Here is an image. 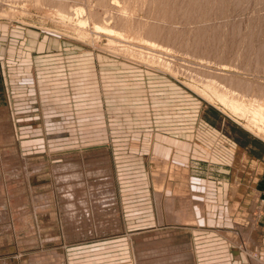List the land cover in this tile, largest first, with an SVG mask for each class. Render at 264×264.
<instances>
[{
  "label": "rangeland",
  "instance_id": "rangeland-1",
  "mask_svg": "<svg viewBox=\"0 0 264 264\" xmlns=\"http://www.w3.org/2000/svg\"><path fill=\"white\" fill-rule=\"evenodd\" d=\"M129 1L0 0V264H264L263 131L202 82L241 79L254 84L242 92L264 97L256 89L264 90V21L255 20L252 33L253 19H264V0L235 9L236 0L227 1L225 14L208 0ZM81 7L83 15L75 11ZM191 10L205 17L185 19ZM84 13L131 33H99L88 21L80 34L76 21ZM152 26L159 32L147 37ZM118 41L151 50L196 79L122 52ZM194 46L209 53L195 54ZM185 170L186 190L189 176L200 186L196 223L188 220L192 206L179 218L177 200L173 211L164 208L165 218L156 217ZM99 178L111 181L114 199L96 200ZM102 203V212L88 208Z\"/></svg>",
  "mask_w": 264,
  "mask_h": 264
},
{
  "label": "bare ground",
  "instance_id": "bare-ground-1",
  "mask_svg": "<svg viewBox=\"0 0 264 264\" xmlns=\"http://www.w3.org/2000/svg\"><path fill=\"white\" fill-rule=\"evenodd\" d=\"M34 2L35 1H37V0H33ZM116 1V0H115ZM126 1V0H125ZM141 1V0H140ZM150 1V0H149ZM153 1V0H152ZM170 1V0H169ZM186 1V0H185ZM204 1V0H203ZM202 1V2H203ZM227 1H230V0H208V2H210V4L208 5V7L214 12V11H217V10H221V13H227L226 12V8L228 9L230 6H228V5H226L227 4ZM242 1L243 0H236V1H234L233 3L234 4H232V7L234 6V7H241L242 5ZM246 1V0H245ZM245 1H243L244 3H245ZM263 1V0H262ZM114 1H112V3H113ZM129 2H131V0L129 1ZM142 2V1H141ZM140 2V3H141ZM145 2V1H144ZM163 2V1H162ZM171 2V1H170ZM187 2H189V3H193V4H195V3H197L198 2V0H187ZM201 2V0H199V3ZM205 2L207 3V0H205ZM236 2V3H235ZM107 3V2H106ZM183 3V2H182ZM188 3V4H189ZM192 3H191V5H192ZM248 3H250V2H248ZM257 3V2H256ZM255 3V4H256ZM260 3V2H259ZM115 4H116V2H115ZM133 4V3H132ZM137 4V3H136ZM178 5H179V3H177ZM135 5V4H134ZM138 5V4H137ZM140 5V4H139ZM143 5V4H142ZM160 5V4H159ZM158 5V6H159ZM176 5V4H175ZM183 5V4H182ZM184 5H185V3H184ZM196 5V4H195ZM201 5V4H200ZM204 5V4H203ZM206 5V6H207ZM252 5V4H251ZM76 6H78V5H76ZM141 6V5H140ZM139 6V7H140ZM170 6V5H169ZM194 6V5H193ZM79 7V6H78ZM138 7V8H139ZM142 7V6H141ZM146 7V6H145ZM148 7V6H147ZM153 7V6H152ZM191 8H192V6H190ZM190 7H189V9H190ZM195 8L197 7V6H194ZM233 7V8H234ZM73 8V7H72ZM117 8V7H116ZM151 8V7H150ZM179 8H180V6H179ZM186 8V7H185ZM208 8V9H209ZM122 9V8H121ZM124 9V8H123ZM122 9V10H123ZM171 9V8H170ZM192 9H194V8H192ZM207 9V10H208ZM235 9V8H234ZM126 10V9H125ZM124 10V11H125ZM143 10V9H142ZM150 10V9H149ZM203 10V9H202ZM59 11L60 10H58V13H59ZM72 11V10H71ZM70 11V12H71ZM74 11V10H73ZM75 11H77L78 13H79V15L81 14V15H83V12H84V9H83V7H81V8H77ZM116 11V10H115ZM132 11V10H131ZM189 11V10H188ZM192 11V10H191ZM189 12V13H187V14H185V12H184V14L183 15H185L184 17H185V19L187 18V19H191V18H199L200 17V14H202V13H200V14H198V10L196 11L197 12V14L196 13H194L193 11H195V9L192 11V12ZM232 11V10H231ZM57 12V11H56ZM62 12V11H61ZM179 12H180V10H179ZM209 12V11H208ZM211 12V11H210ZM237 12V11H236ZM261 12V11H260ZM123 13V12H122ZM134 13V12H133ZM217 13V12H216ZM62 14H63V12H62ZM65 14V13H64ZM69 13H66L65 15H62V18H63V16L64 17H67V16H72V13H71V15L69 14ZM106 14V13H105ZM132 14V13H131ZM136 14V13H135ZM59 15L61 16V13H59ZM67 15V16H66ZM130 15V14H129ZM128 15V16H129ZM141 15V14H140ZM144 15V14H143ZM146 15V14H145ZM150 15V14H149ZM149 15H147V18H148V16ZM156 15V14H155ZM161 15V14H160ZM168 15V14H167ZM178 15V14H177ZM182 14H181V17L183 16ZM205 15V13H203L202 14V17H205L204 16ZM207 15V14H206ZM221 15V14H220ZM220 15H219V17H220ZM91 16V15H90ZM122 16V15H121ZM127 16V15H126ZM127 16V17H128ZM172 16V15H171ZM180 16V15H179ZM212 16V18H213V15H211ZM222 16V15H221ZM245 16V15H244ZM261 16V15H260ZM119 17H120V15H119ZM122 17H124V16H122ZM141 17H143V16H141ZM150 17V16H149ZM151 17H153V16H151ZM157 17V16H156ZM155 17V18H156ZM168 18H170V15H168L167 16ZM240 17V16H239ZM255 17V16H254ZM77 18V17H76ZM104 18V17H103ZM135 18V17H134ZM138 18V17H137ZM183 18V17H182ZM181 18V19H182ZM208 18H210V16L208 17ZM211 18V19H212ZM218 18V17H217ZM221 18V17H220ZM227 18V17H226ZM244 18V17H243ZM69 19H71V18H69ZM78 19V18H77ZM76 19V20H77ZM93 19V18H92ZM92 19H90L89 18V16L88 15H86V13H84V16H80V19H78L76 22L78 23L77 24V28H76V30L80 33V34H84V35H86V33H87V30H86V24L88 23V21H92V28L96 31V32H99V33H106V34H108V35H110V36H115V37H117V38H121V37H125V35H124V33L125 32H127V33H131V32H129V30H130V28H128V27H130V26H128L127 28H126V30H125V32L124 33H122L121 31H116V30H114L113 28H110V27H106L107 25L106 24H99L98 22H96V21H94L93 22V20ZM110 19V18H109ZM116 19V18H115ZM126 19V18H125ZM128 19V18H127ZM126 19V20H127ZM144 19V18H143ZM142 19V20H143ZM158 19V18H157ZM184 19V18H183ZM201 19H203V18H201ZM232 19V18H231ZM64 20V19H63ZM129 20V19H128ZM134 20V19H133ZM138 20V19H137ZM141 20V21H142ZM160 20V19H159ZM175 20V19H174ZM196 20V19H195ZM204 20V19H203ZM240 20V19H239ZM250 20V19H249ZM260 21V22H262L263 23V21H264V19H253V32L252 33H255L256 34V32H255V29H256V27L257 26H254V21ZM67 21V20H66ZM69 21V20H68ZM71 21V20H70ZM105 21V20H104ZM110 21V20H109ZM112 21V20H111ZM116 21H117V19H116ZM116 21H113V22H116ZM140 21V20H139ZM166 21V20H165ZM181 21V20H180ZM219 21V20H218ZM242 21H244V20H242ZM105 22H107V18H106V21ZM122 22H124V21H122ZM126 22V21H125ZM129 22V21H128ZM127 22V23H128ZM137 22V21H136ZM145 22V21H144ZM151 22V21H150ZM162 22H164V20L162 21ZM191 22V21H190ZM223 22V21H222ZM235 22H236V20H235ZM234 22V23H235ZM74 23H75V21L73 22V23H71V24H73L74 25ZM126 23V24H127ZM134 23V22H133ZM142 23V22H141ZM152 23V22H151ZM160 23V22H159ZM187 23H188V21H187ZM205 24H206V22H204ZM209 23V22H208ZM211 23H212V21H211ZM215 23V22H214ZM237 23H238V21H237ZM240 23V22H239ZM70 24V25H71ZM112 24H114V23H112ZM117 24H119L118 22H117ZM123 23H121V25H122ZM132 24V23H131ZM131 24H127V25H131ZM162 24V23H161ZM189 24V23H188ZM220 24V23H219ZM224 24V23H223ZM251 24V23H250ZM106 25V26H105ZM115 25V24H114ZM127 25H125V26H127ZM136 25V23L134 24V26ZM147 25V24H146ZM148 25H149V21H148ZM150 25H153V24H150ZM157 25V24H156ZM172 25V24H171ZM175 25V24H174ZM179 25V24H178ZM191 25V24H190ZM193 25V24H192ZM204 25V24H203ZM209 25H210V23H209ZM235 25H236V23H235ZM234 25V26H235ZM240 25V24H239ZM239 25H236L237 27L239 26ZM258 25V24H257ZM260 25V24H259ZM263 26H264V24H262ZM75 26V25H74ZM165 27H166V25H164ZM176 26V25H175ZM186 26V25H185ZM198 26H200V24L198 25ZM197 26V27H198ZM211 26V25H210ZM217 26H219V25H217ZM235 26V27H236ZM241 26H242V24H241ZM249 26V25H248ZM184 27V26H183ZM196 27V28H197ZM203 27V26H202ZM207 27H208V25H207ZM236 27V28H237ZM252 27V26H251ZM75 28V27H74ZM73 28V29H74ZM124 28V29H125ZM134 28V27H133ZM132 28V29H133ZM139 28V27H138ZM142 28V27H141ZM144 28V27H143ZM143 28L141 29V30H143ZM149 29H147V30H145V31H143L145 34H146V36L147 37H149V35H151L152 37H154V35L156 36L158 33H157V31L159 30H157V31H155L156 29H154L155 27L154 26H152V29L150 28V27H148ZM157 28V27H156ZM159 28V27H158ZM172 28H173V26H172ZM178 28V27H177ZM192 28V27H191ZM193 28H194V26H193ZM200 28V27H199ZM211 28V27H210ZM235 28V30H237ZM120 29H121V27H120ZM135 29V28H134ZM145 29H146V27H145ZM154 29V30H153ZM161 29V28H160ZM164 29V27L162 28V30ZM201 29V28H200ZM204 29V28H203ZM206 29V28H205ZM219 28H217L216 30H218ZM240 28L238 27V30H239ZM247 29H248V27H247ZM258 29H259V31L261 30L259 27H258ZM263 29L264 28H262V32H264L263 31ZM161 30V31H162ZM173 30H174V28H173ZM176 30V29H175ZM207 30V29H206ZM213 30H215V29H213ZM215 30V31H216ZM237 30V31H238ZM131 31V30H130ZM138 31H140V30H138ZM178 31V29L176 30V32ZM201 31H202V29H201ZM208 31V30H207ZM214 31V32H215ZM249 31H251V30H249ZM258 31V30H257ZM259 31L257 32V33H259ZM133 32H135V31H133ZM141 32V31H140ZM159 32V31H158ZM183 32V31H182ZM205 32V31H204ZM218 32V31H217ZM216 32V33H217ZM220 32V31H219ZM218 32V33H219ZM239 32V31H238ZM137 33V32H136ZM139 33V32H138ZM172 33H174V35L176 34L174 31L172 32ZM179 33H181V32H178L177 34H179ZM198 33V32H197ZM201 33V32H200ZM208 33H212V32H208ZM217 33V34H218ZM160 34V33H159ZM169 34H171V33H169ZM182 34V33H181ZM199 34V33H198ZM205 34V33H204ZM231 34V33H230ZM229 34V35H230ZM235 34H237L236 33V31H235ZM251 34V33H250ZM255 34H253V35H255ZM127 35V34H126ZM189 35H191V33H189ZM192 35H194V32H192ZM197 35V34H196ZM202 35V34H201ZM200 35V36H201ZM206 35V34H205ZM205 35H204V38H205ZM211 35V34H210ZM216 35V34H215ZM257 35H260V33L259 34H257ZM257 35H256V38H258L257 37ZM262 35V34H261ZM137 36H139V35H137ZM160 36V35H159ZM167 36H168V34H167ZM175 36H177L178 37V35H175ZM182 36H183V34H182ZM239 36V35H238ZM237 36V37H238ZM248 36V35H247ZM147 37H146V40H145V38L144 37H142V38H144V41H147ZM170 37V36H169ZM174 37V36H173ZM177 37H175L174 39H178ZM186 37V36H185ZM185 37H184V39H185ZM193 37H196L195 35L193 36ZM197 37H198V35H197ZM202 37V36H201ZM212 37H214L213 35H212ZM216 37H218L217 35H216ZM230 37V36H229ZM141 38V37H140ZM139 38V39H140ZM171 38H172V36H171ZM170 38V39H171ZM180 38H182L181 37V35H180ZM192 38V37H191ZM260 38V37H259ZM151 39H153V38H151ZM155 39V38H154ZM159 39V38H158ZM173 39V38H172ZM173 39V40H174ZM186 39H187V37H186ZM185 39V40H186ZM213 39V38H212ZM216 39V38H215ZM247 39H250V38H247ZM253 39H254V37H253ZM262 39H264V38H262ZM91 40V39H90ZM115 40V39H114ZM141 40V39H140ZM185 40H183V42H185V43H187V42H190V44L193 42H191V39H190V37L188 38V41L186 42ZM228 40V39H227ZM257 40V39H256ZM110 41H112V42H115V41H113V40H110ZM143 41V40H142ZM150 41V40H149ZM170 41V40H169ZM172 41V40H171ZM175 41V40H174ZM178 40H176V42H177ZM231 41V40H230ZM250 41H252V39L250 40ZM249 41V42H250ZM258 41V40H257ZM158 42V41H157ZM200 42V41H199ZM204 42H205V40H204ZM213 42V41H212ZM232 42V41H231ZM254 42H255V40H254ZM117 43V42H116ZM120 43V41H118V43L117 44H119ZM145 43V42H144ZM146 43H148V41L146 42ZM156 43V42H155ZM178 43V42H177ZM181 43H182V41H181ZM184 43V44H185ZM198 43V42H197ZM201 43V42H200ZM205 43H207V42H205ZM205 43H203V44H201V45H204ZM229 43V42H228ZM248 43V42H247ZM259 43H260V41H259ZM113 44H115V43H113ZM174 44H176V43H174ZM184 44L182 45L181 44V46H183V47H185L184 46ZM189 44V43H188ZM192 44H194V43H192ZM199 44V43H198ZM234 44H236V43H234ZM238 44V43H237ZM168 45V44H167ZM171 46H172V44H170ZM180 45V44H179ZM231 45V44H230ZM264 45V44H263ZM153 46H154V44H153ZM174 46V45H173ZM175 46H177V45H175ZM180 46V47H181ZM190 46V45H189ZM189 46H188V48H189ZM195 46H198V45H195ZM195 46L193 47V49H195V50H192L193 52L194 51H196V50H198V49H196L195 48ZM206 46H207V44H206ZM205 46V47H206ZM231 46H233V45H231ZM235 46H237V45H235ZM251 46V45H250ZM261 46V44L258 46V47H260ZM118 49L120 50V51H122V52H125V53H127V54H129V55H134V56H137L138 58H141V59H143V60H145V61H147V62H150V63H155V64H158V65H161V66H164V67H166L167 69H170V70H175V71H177L178 73H180V74H182V75H184L185 77H188V78H194V79H196V75L193 77V75H191L190 73H188V72H185V71H181V70H179L176 66H173V65H171V63H169V62H167L168 60H164V59H162V57H160L157 53V55L156 54H154L153 53V51L152 52H150L151 50H149V51H146V49H144L145 51H141V50H139V51H136V50H133V49H135V48H138V47H135V48H133L132 49V47H131V45H129V44H119L118 45ZM163 47V46H162ZM165 47V46H164ZM168 47V46H167ZM179 47V48H180ZM202 46H200V50L202 49V53H203V51L205 52V51H207L208 52V49H206V50H203L204 49V46H203V48H201ZM213 47V46H212ZM211 47V48H212ZM248 47H249V45H248ZM257 47V48H258ZM262 47H264V46H262ZM262 47H260V48H262ZM140 48V47H139ZM138 48V49H139ZM174 48V47H173ZM175 48H177V47H175ZM198 48V47H197ZM228 48V47H227ZM247 48V47H246ZM245 48V50H246V53L248 54V52H250L249 50H247ZM253 48V47H252ZM252 48H250V50L252 49ZM260 48H259V50L258 49H256L257 50V52L255 53V51L256 50H253L254 51V53H253V55L255 54L256 56L259 54V51H260ZM142 49V48H141ZM142 49V50H143ZM165 49V48H164ZM170 49V48H169ZM186 49H187V47H186ZM186 49H184V50H182V53L183 52H185V50ZM213 49V48H212ZM216 50H217V48H215ZM215 49L213 50V52L215 51ZM233 49H234V46H233ZM233 49H232V51H233ZM244 49V48H243ZM242 49V50H243ZM249 49V48H248ZM263 49V48H262ZM115 50V49H114ZM178 50V49H177ZM189 50H191V48L189 49ZM200 50H198V51H200ZM209 50H210V45H209ZM238 50H240V49H238ZM245 50H244V52H245ZM141 51V52H140ZM181 51V50H180ZM171 52H172V50H171ZM174 52V51H173ZM177 52V51H176ZM191 52V51H190ZM212 52V51H211ZM213 52H212V54H213ZM217 52V51H216ZM236 52V49H235V51L233 52V53H235ZM261 52V51H260ZM187 53H189V52H187ZM195 53V52H194ZM194 53H192L193 55H194ZM199 53V52H198ZM201 53V52H200ZM200 53L198 54V55H200ZM201 53V54H202ZM209 53V52H208ZM207 53V54H208ZM215 53V52H214ZM223 53V52H222ZM232 53V52H231ZM237 53H239V51L237 52ZM258 53V54H257ZM163 54V53H162ZM178 54V53H177ZM181 54V53H180ZM191 54V53H190ZM196 54V53H195ZM215 54H217V53H215ZM219 54V53H218ZM214 55V54H213ZM228 55H230V57H232V58H234L233 57V55H231V54H228ZM237 55V54H236ZM184 56H186V55H184ZM192 56V55H191ZM190 56V57H191ZM196 56V55H195ZM217 56V60H218V55H216ZM224 56H226V55H224ZM189 57V56H188ZM193 57V56H192ZM202 57V56H201ZM210 57V56H209ZM214 57H215V55H214ZM238 57H240V55H238ZM238 57H236V58H238ZM248 57V56H247ZM246 57V58H247ZM257 57H259V56H257ZM261 58L263 57V62H264V53L260 56ZM169 58V57H168ZM198 58H200V57H198ZM231 58V59H232ZM242 58V57H241ZM252 58V57H251ZM195 59V58H194ZM205 59H207V58H205ZM204 59V60H205ZM215 59V58H214ZM231 59H230V62H231ZM240 59V58H239ZM244 59V58H243ZM247 59H249V58H247ZM252 59H254V58H252ZM251 59V60H252ZM258 59H260V58H258ZM174 60H176V59H174ZM197 60V59H196ZM202 60V59H201ZM200 60V61H201ZM209 60V59H208ZM211 60V59H210ZM236 60L237 59H235V64H236ZM241 60V59H240ZM179 61V60H178ZM186 61V60H185ZM212 61V60H211ZM245 62L247 61L246 59L244 60ZM243 61V63H245ZM254 61V60H253ZM252 61V62H253ZM260 61V60H259ZM215 63H216V61H214ZM255 62V61H254ZM173 63V62H172ZM208 63V62H207ZM215 63H213V64H215ZM232 63V62H231ZM230 63V64H231ZM242 63V64H243ZM246 63H248V61L246 62ZM257 63V60H256V62H255V64ZM174 64V63H173ZM187 64V63H186ZM191 64V63H190ZM212 64V65H213ZM217 64V63H216ZM219 64V63H218ZM229 64V65H230ZM252 64H254V63H252ZM258 64V63H257ZM261 64V63H260ZM260 64L258 65V66H260ZM192 65V64H191ZM223 65V64H222ZM249 66H250V63L248 64ZM248 65H245V67L246 66H248ZM262 65H264V64H262ZM220 66H221V64H220ZM236 66V65H235ZM224 67H225V64H224ZM234 67V66H233ZM240 67H244V66H240ZM244 67V68H245ZM263 67V66H262ZM190 68V67H189ZM195 68V67H194ZM226 68H228V66L226 65ZM243 68V69H244ZM248 68V67H247ZM246 68V69H247ZM253 68L255 69V67H254V65H252V70H253ZM259 68V67H258ZM261 68V67H260ZM181 69V68H180ZM232 69V68H231ZM230 69V70H231ZM235 69V68H234ZM246 69H244V70H246ZM238 70V69H237ZM236 70V71H237ZM248 70V69H247ZM243 71V70H242ZM254 71V70H253ZM255 71H256V69H255ZM261 71H264L263 70V68L261 69ZM191 72V71H190ZM193 72V71H192ZM200 72V71H199ZM257 74V73H256ZM222 75V74H221ZM253 75V74H252ZM217 76V75H216ZM255 77V76H254ZM232 78V77H231ZM198 79H200L199 78V76H198ZM205 79H207V80H205ZM204 80H202V82H203V84H205L206 86H209V87H211V86H213L214 87V94L216 95V99L217 100H219L222 104H224V105H226L228 108H229V110L230 111H232L233 113H236V114H240V115H245V114H249L250 115V122H251V124H253L255 127H257L258 128V130H260V131H263V133L262 134H264V97H255V96H251L250 94H246L245 92H242V91H247V90H253V88L251 87V85H254V84H252V83H247V82H245V80H241V79H235V78H233V80H229V85H222V84H220L219 82H222V81H218V82H214V80L212 81L211 79H209L208 80V78H205ZM215 79V78H214ZM218 79V78H217ZM244 79V78H243ZM261 80V79H260ZM192 81H193V79H192ZM196 82H199L198 80L196 81ZM225 83V82H224ZM226 84V83H225ZM262 85V84H261ZM255 87H256V84H255ZM259 87V88H258ZM258 87L256 88V89H258L257 90V92L258 93H261V94H263V96H264V90H263V87H262V89H260V87L261 86H259L258 85ZM209 90H211V88L209 89ZM213 90H211V92H213ZM242 90V91H241ZM216 92V93H215ZM255 92H253L252 94H254ZM248 116V115H247ZM245 118V117H244ZM250 126V125H249ZM251 128H253V126L251 127ZM259 132V131H258ZM105 179V178H104ZM104 179H97L96 181H95V187H96V190H97V194L96 195H94L95 197H96V200H99V199H102V200H106V199H109V198H115L113 195H111L112 194V192H113V186L111 185H108L109 184V182H111L110 180L108 181V179L106 178L105 180ZM89 183L90 182H88L87 183V185H89ZM103 184H105L104 185V187L103 186H101V185H103ZM109 194V195H108ZM90 196H88L87 198H89ZM90 199V198H89ZM107 204V203H106ZM106 204H104V203H102V204H96V205H92V206H88V208H89V210L91 211V212H95V210L97 209V210H103V208L106 206ZM96 210V211H97ZM102 212V211H101Z\"/></svg>",
  "mask_w": 264,
  "mask_h": 264
},
{
  "label": "crops",
  "instance_id": "crops-1",
  "mask_svg": "<svg viewBox=\"0 0 264 264\" xmlns=\"http://www.w3.org/2000/svg\"><path fill=\"white\" fill-rule=\"evenodd\" d=\"M179 132V130H177V133ZM181 132V131H180ZM169 138V137H168ZM169 150V149H168ZM202 151V150H201ZM203 152H204V150H203ZM169 154H170V150H169V152H168ZM194 163H195V161H194ZM192 164V163H191ZM191 164H189V166L187 165V167L188 168H190V166H191ZM193 165V164H192ZM194 165H196V163L194 164ZM186 166H184V169H186L187 168ZM187 175H190V172H188L187 173ZM208 178V177H207ZM182 180H178V179H176V181H177V185H178V187H176L177 189L174 191V195L172 196V199H168V200H164V197L162 198V202H161V200H159V201H156V202H161V206H158V210H157V212H159V210H161V215L160 214H157V216L156 217H161V216H163L164 218H165V215H164V208H166V210L168 211V212H171V211H173L174 210V206H175V202H176V200L179 202V203H181V208H180V211H179V218L180 217H182V216H185L184 215V213H185V211H186V209H184L183 207L185 206V205H188V207H190L191 208V206H192V203H198L200 200L199 199H201V197L199 198V197H197L196 196V194H195V192L197 191V192H199V189H198V184L196 183V182H194V180H195V178H190V176H189V179H188V181H189V183H188V190H186V187H187V183H186V170L184 171V173H183V176H182V178H181ZM198 179V178H197ZM191 180H192V182H191ZM206 182L209 184V186H211L212 185V181H209L208 179H206ZM198 185V186H197ZM183 186V187H182ZM199 188H200V186H199ZM191 190H192V192H191ZM187 191V192H186ZM194 193V194H193ZM189 200V201H188ZM157 204V203H156ZM196 205V204H195ZM180 206V205H179ZM195 206H192V212H193V216H188L189 218H188V220L191 222L192 220H193V223L195 224L196 223V215L194 214V211H195V208H194ZM183 208V209H182ZM168 217H170V218H173V214H171V213H169L168 215H167ZM191 225V224H190ZM260 229H264V220H263V223L261 224V226H260Z\"/></svg>",
  "mask_w": 264,
  "mask_h": 264
}]
</instances>
